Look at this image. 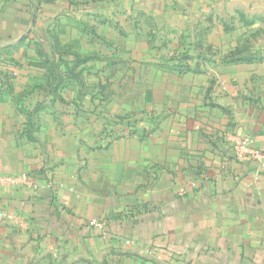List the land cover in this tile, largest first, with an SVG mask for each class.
I'll use <instances>...</instances> for the list:
<instances>
[{"label": "crops", "instance_id": "crops-1", "mask_svg": "<svg viewBox=\"0 0 264 264\" xmlns=\"http://www.w3.org/2000/svg\"><path fill=\"white\" fill-rule=\"evenodd\" d=\"M16 1L0 173L28 182L0 188V264H264V163L227 139L264 150V0Z\"/></svg>", "mask_w": 264, "mask_h": 264}, {"label": "built area", "instance_id": "built-area-1", "mask_svg": "<svg viewBox=\"0 0 264 264\" xmlns=\"http://www.w3.org/2000/svg\"><path fill=\"white\" fill-rule=\"evenodd\" d=\"M128 133H135V124H128ZM107 129V128H106ZM105 129V131H106ZM106 134V133H105ZM228 142L231 146L233 154L238 158L252 157L259 162L264 163V150L254 147V140L250 136H242L237 133H231L227 136ZM28 182L26 175H13L0 173V188L6 189L8 187H17L25 185ZM16 217L9 214L3 209H0V220H13ZM90 226L104 230V222L99 219H92L89 222ZM126 243H130V240H126Z\"/></svg>", "mask_w": 264, "mask_h": 264}, {"label": "rangeland", "instance_id": "rangeland-1", "mask_svg": "<svg viewBox=\"0 0 264 264\" xmlns=\"http://www.w3.org/2000/svg\"><path fill=\"white\" fill-rule=\"evenodd\" d=\"M19 1V0H18ZM225 12H227V9H224ZM39 21L36 22V25L38 27ZM232 23L230 22V20L227 21L226 24V28L227 29H233L234 27L231 25ZM187 56V52L181 51L179 53L176 54V57H186ZM140 119H142V116L140 118L134 117V116H130V114H126V116H115L111 118V121L113 120L115 122L116 125L111 126V128H113L111 131H109V129H106V135L110 136V141H116L118 139L123 138L124 136H126L123 132V130L121 129L122 127V123L123 121H126L130 124H139V122L141 121ZM109 123V122H108ZM116 127V128H115ZM120 128V129H119Z\"/></svg>", "mask_w": 264, "mask_h": 264}, {"label": "trees", "instance_id": "trees-1", "mask_svg": "<svg viewBox=\"0 0 264 264\" xmlns=\"http://www.w3.org/2000/svg\"><path fill=\"white\" fill-rule=\"evenodd\" d=\"M16 5V7L15 8H17V10L14 12V15L15 14H17L18 12H21L22 10H23V6L22 7H19V5L21 4V0L20 1H16V3H15ZM13 9L14 8H12V11H13ZM20 14H22V13H20ZM184 58V57H183ZM183 58H181L180 57V59H183ZM38 106H40V103L38 104V105H33V107H28L27 108V111H28V113L32 116L34 113V111H35V109L38 107ZM133 133V132H132Z\"/></svg>", "mask_w": 264, "mask_h": 264}]
</instances>
